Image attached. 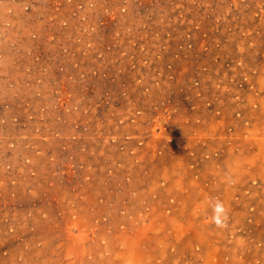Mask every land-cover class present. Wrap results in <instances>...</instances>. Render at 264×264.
<instances>
[{
    "label": "rangeland",
    "instance_id": "rangeland-1",
    "mask_svg": "<svg viewBox=\"0 0 264 264\" xmlns=\"http://www.w3.org/2000/svg\"><path fill=\"white\" fill-rule=\"evenodd\" d=\"M0 264H264V0H0Z\"/></svg>",
    "mask_w": 264,
    "mask_h": 264
},
{
    "label": "clouds",
    "instance_id": "clouds-1",
    "mask_svg": "<svg viewBox=\"0 0 264 264\" xmlns=\"http://www.w3.org/2000/svg\"><path fill=\"white\" fill-rule=\"evenodd\" d=\"M209 206L212 209L211 222L220 229L228 227L229 222V209L225 203L218 199L209 201Z\"/></svg>",
    "mask_w": 264,
    "mask_h": 264
}]
</instances>
